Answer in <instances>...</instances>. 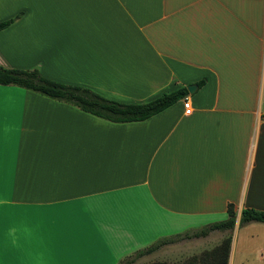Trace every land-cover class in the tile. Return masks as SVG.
<instances>
[{
	"label": "crops",
	"instance_id": "0c3cea01",
	"mask_svg": "<svg viewBox=\"0 0 264 264\" xmlns=\"http://www.w3.org/2000/svg\"><path fill=\"white\" fill-rule=\"evenodd\" d=\"M17 13L3 66L122 102L196 87L113 122L0 84V264H116L225 218L228 202L226 264H264V221L238 222L264 210V0H0V20ZM205 234L142 255L206 264Z\"/></svg>",
	"mask_w": 264,
	"mask_h": 264
},
{
	"label": "trees",
	"instance_id": "16d2710c",
	"mask_svg": "<svg viewBox=\"0 0 264 264\" xmlns=\"http://www.w3.org/2000/svg\"><path fill=\"white\" fill-rule=\"evenodd\" d=\"M19 15L20 13H17L12 17L0 20V29L13 22L19 17ZM203 81L204 78L200 79L197 84L200 85ZM0 84H15L33 90L49 98L70 103L85 112L113 122L142 120L162 110L187 94L186 87L180 86L174 89L164 90L158 95L145 101L122 102L106 98L85 86L62 83L46 78L42 76L36 68L8 67L1 64ZM225 212V218L203 225L199 229L192 231V235H203L209 230L215 228L230 229L233 226L235 219V210L231 202L227 203ZM251 220L264 221V210L243 207L240 210L238 219L239 224ZM171 239V237L158 238L153 243L143 248L136 249L131 255L128 254L124 256L116 264L131 262L134 258L150 252L160 244L166 243ZM229 243L230 235L228 234L212 249L207 264H226ZM146 264L158 263L149 262Z\"/></svg>",
	"mask_w": 264,
	"mask_h": 264
},
{
	"label": "rangeland",
	"instance_id": "374dc122",
	"mask_svg": "<svg viewBox=\"0 0 264 264\" xmlns=\"http://www.w3.org/2000/svg\"><path fill=\"white\" fill-rule=\"evenodd\" d=\"M197 230V229H196ZM192 231H195V230H192ZM192 231H188V232H184V233H180L178 234L179 236H187V235H192ZM229 234V229H212V230H209L204 236L208 243L206 244H197L196 246L197 247H200L202 248L203 250L201 251L202 254L200 255H206V257H208L210 259V256H211V251L212 249L217 246V244L223 239L225 238L227 235ZM178 235H176L175 237H171L172 239L173 238H176ZM178 236V237H179ZM203 236V235H202ZM174 240V239H173ZM217 241L218 243L215 244L214 241ZM212 242V243H210ZM167 247L166 244H160L159 247ZM195 246V245H193ZM131 255V253H130ZM198 254H195L194 256H196ZM149 256H144V255H140L139 257H136L134 258L133 261L131 262H125L124 264H146V263H149L151 259L148 258ZM190 257V256H189ZM119 264V263H118ZM207 264V263H206Z\"/></svg>",
	"mask_w": 264,
	"mask_h": 264
},
{
	"label": "built area",
	"instance_id": "2783aa9c",
	"mask_svg": "<svg viewBox=\"0 0 264 264\" xmlns=\"http://www.w3.org/2000/svg\"><path fill=\"white\" fill-rule=\"evenodd\" d=\"M183 107H184V112L188 113L190 111V104L188 102L187 98L182 99Z\"/></svg>",
	"mask_w": 264,
	"mask_h": 264
},
{
	"label": "water",
	"instance_id": "95a60500",
	"mask_svg": "<svg viewBox=\"0 0 264 264\" xmlns=\"http://www.w3.org/2000/svg\"><path fill=\"white\" fill-rule=\"evenodd\" d=\"M195 87H196L195 83H190V84L186 85V88H187L188 92H192Z\"/></svg>",
	"mask_w": 264,
	"mask_h": 264
}]
</instances>
